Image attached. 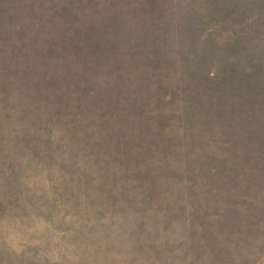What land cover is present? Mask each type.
<instances>
[{
  "label": "rangeland",
  "instance_id": "rangeland-1",
  "mask_svg": "<svg viewBox=\"0 0 264 264\" xmlns=\"http://www.w3.org/2000/svg\"><path fill=\"white\" fill-rule=\"evenodd\" d=\"M25 1L0 0V8L16 13ZM49 1L26 7L39 14ZM53 2L57 20L78 19L52 37L50 24L34 29L17 15L0 22V72H132L155 85L154 74L182 75L190 63L188 74H211L230 98L264 95V0ZM98 7L135 23L109 29V12L90 17ZM85 24H96L91 41L72 34ZM233 74L251 85L237 87ZM38 88L0 104V264H264V156L249 157L264 152V96L256 102L261 132L237 106L221 137L196 135L189 157L179 158L169 149L186 151L190 139L182 94L160 105L158 120L143 100L114 122L85 93L79 109L55 114L59 103ZM142 119L147 132L138 131ZM217 157L234 162L233 183H212L210 166L224 163Z\"/></svg>",
  "mask_w": 264,
  "mask_h": 264
},
{
  "label": "trees",
  "instance_id": "trees-1",
  "mask_svg": "<svg viewBox=\"0 0 264 264\" xmlns=\"http://www.w3.org/2000/svg\"><path fill=\"white\" fill-rule=\"evenodd\" d=\"M73 1L74 0H72V2ZM25 3L26 5H21L20 7H18V11H16V13H5L4 11H2L4 10L3 7L2 9L0 8V22H13L14 17L17 15V17H23L29 22L35 23L32 24L34 29L41 28L43 23L50 24L48 25L49 28L47 26L46 27L48 28L47 30H52V33L48 34L50 37H52L55 36V33H57L58 31L61 32L60 29H64L63 25L66 22L69 21V25L67 26V28H70V25L74 21V19H78V17H75V15H73L69 17L64 16L61 19L62 21L57 20L56 11L60 10V7L57 5V2H53V0L49 1V4L45 5L41 9L40 7H38L40 10H43L42 13L39 14L36 13L37 8H35V11L32 12L26 7L29 5L28 0H26ZM92 3H94V1ZM19 4H21V2ZM108 10L109 9L100 10V7L95 10L94 8H92V15L90 17L93 19V15L96 16L95 12L97 11L100 12L99 14H104L105 16L109 12ZM116 10V8L115 10L112 8L109 12L110 19L109 17H107V19L113 20L115 22L112 25H110L109 23V29L116 27L117 30H124L126 26L128 28H131L135 23V18L132 16L125 21H121L122 15L125 14L121 11ZM136 12L137 10L130 15H135ZM33 14H37L39 16L43 14L44 19H42L41 16V20L38 17L32 19L31 15ZM94 25L87 26L85 24L82 28L76 29L75 32L72 31V34H75L74 37L76 36V34H81V37L85 38L86 41H91V39L93 38L92 36L96 34L93 33V31L95 30ZM11 26L16 31H21L22 29L18 21H15V25L11 24ZM54 30L57 31L54 32ZM89 49L91 48L89 47ZM44 50L45 49H43V51ZM191 67L192 66L189 63L188 72ZM199 70L197 71L198 74H188V72L182 75L173 74L169 72L154 74V76L157 78V80H155V85H153L152 82L148 81V79L151 78L150 75L144 76L145 78L143 77L140 80L138 75L133 74L132 72L65 71L60 73L33 72L34 74L0 72V104H4L5 106H7L8 103L11 102L10 100H8L9 97L15 96L19 92L25 93L27 91V86L29 85L34 90H38V87H43L47 91L46 94H49L47 95L49 101L51 103H59V105L56 104V106L54 107L55 114H60L61 112H64V107H69L71 109H79L81 106H83L81 104L83 98L85 100L87 99L85 97L80 96L85 93L87 97L92 98V104L90 105H95L96 107H98L97 113L101 117V119L109 118V121L115 122L122 109L123 112L126 111L127 108L133 106L134 109H136L137 105L141 103V101L145 100L148 106L150 105L149 107L153 106L154 108H156L155 113L157 115V118L155 119L158 120L160 119V115L158 112V110L160 109V105H167L168 103H170V101L176 100L177 97L182 94L180 95V97L182 101L187 104L182 115L184 124L186 125L185 127H183V129L185 131H189L188 133L190 134V139L186 140L188 142V145L186 146V151L181 147L180 150H178L175 143L169 149V151L171 152L170 156L175 155L176 157L179 155V158H185L187 156L189 157L190 153L196 146V135L203 136L204 133H210L217 137H221L222 131L224 130V126L229 121V119H235V117H237L235 115L236 109H238L237 106H240L243 109L248 107L247 113H249V118L254 119L249 123L250 128H252L250 124L254 123L255 126L254 128H252L254 131L261 132V130H263L260 125H258L257 127V124H262L259 121V108L261 107L260 105L263 104L264 96L261 95V92H258V90L255 89L257 96L252 100L248 99L247 97H244L241 91L240 93L236 94V99H234L233 97L230 98L229 93L225 89L226 85L223 86L212 84V75L203 74L201 70ZM184 75L188 76V79H186ZM231 80H234L236 82L237 87H242L244 89H247L248 84L251 85V80L249 78H246V76L238 77L233 74ZM183 85H185L184 88ZM73 91L75 92L74 95L72 94ZM79 96L80 99H78ZM259 97L260 105L256 103L257 101H259ZM215 101L217 102L215 103ZM68 111L69 109L67 108L66 113ZM241 112L242 111H240V113ZM244 115H246V113ZM81 116L82 113L77 116L78 119ZM256 121H259L260 123H257ZM146 122H148V119ZM146 122L143 120V123L141 125H143L144 127H140L138 130L139 132L141 130H143V132L148 131L146 129L148 127L146 126ZM262 137L264 138L263 132L262 135L257 137V143L259 144V150L264 151V139ZM181 139H183V137ZM248 140L252 141L253 138H249ZM221 145L222 144H220V146ZM223 148L226 147L223 145ZM250 153L251 154L249 155V157H257L256 154L264 156V152L257 153L255 151H251ZM224 157H227V155ZM234 157H236V155ZM217 159L220 158L217 157ZM220 160H223L224 163H212V165L210 166L214 171V175H212V183H217V179H219V177H222V180H220L218 183H233V176L231 175L232 173L230 167L234 162L231 163V161L227 158ZM250 164H255L256 166H258L259 159L258 161L256 160L254 163H249V165Z\"/></svg>",
  "mask_w": 264,
  "mask_h": 264
}]
</instances>
